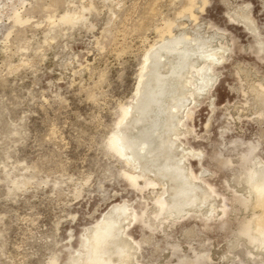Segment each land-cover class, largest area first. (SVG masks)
Listing matches in <instances>:
<instances>
[{
  "label": "rangeland",
  "instance_id": "obj_1",
  "mask_svg": "<svg viewBox=\"0 0 264 264\" xmlns=\"http://www.w3.org/2000/svg\"><path fill=\"white\" fill-rule=\"evenodd\" d=\"M263 200L264 0H0V264H264Z\"/></svg>",
  "mask_w": 264,
  "mask_h": 264
},
{
  "label": "bare ground",
  "instance_id": "obj_2",
  "mask_svg": "<svg viewBox=\"0 0 264 264\" xmlns=\"http://www.w3.org/2000/svg\"><path fill=\"white\" fill-rule=\"evenodd\" d=\"M170 45H171V47H169ZM170 49L173 50L174 53H176L178 60L179 59L182 60L179 63H182L183 61H188L189 53L184 52V51H178L181 49L174 48V44L172 45V43H171V44L166 45V46L164 44L161 45L158 48V50L153 52L154 55H152V56L147 55L146 56V62L150 61V63H149V66L147 67L148 69L145 66L143 68V71L140 75L141 80H140V83L138 85L137 92H136L137 96L140 98L142 93H146L148 90H150L149 92H151V94L148 97L149 100L151 99L150 106H156V109H151V113L155 110L154 111V112H156L155 114H158L159 116L161 115V112L163 110L162 100L164 97L165 87H164L162 81L159 80V79H162L163 77L159 76V72H157V70L160 68L161 59L163 58L162 55L160 54L161 50H170ZM203 56L205 57V63H204L203 68H202V72L204 73V76L201 78V80H203L205 82V83L204 82L202 83V88L205 91H207L208 81L210 80V79H208L209 72H210L208 65L211 62H213L214 55L212 53H209V54H205ZM168 57H169V55H168ZM167 63H170V62H167ZM166 65H168V64H166ZM190 68H194V66H190ZM146 69H147V73L144 74ZM144 77H145V79H144ZM144 84H146V85H144ZM192 95L193 94L191 93L190 96H192ZM172 96H173V94H172ZM181 98L172 97V103L166 109L168 116L171 117L172 119L177 118V113L179 112V110L182 107ZM136 105H137V103H136ZM148 109H149V107H148ZM142 113H143L142 111L139 112L140 115H142ZM142 118L143 117L137 118L136 122H139L140 120H142ZM133 144H134L133 142H129L125 146L120 145V148L121 149H124V148L131 149ZM144 146L145 145L143 144L142 150H144ZM185 194H186L185 191H181V190L178 191L177 201L184 198ZM262 204H263L262 206H264V200L262 201ZM124 211H125L124 207L116 206V207H113L110 211H108V213L106 215H104L103 218H104V220L110 219L113 214H118V213L122 214ZM116 223L112 220H109V222L105 225L103 230L99 228L97 230V232L94 234V236H93V238H94L93 252H94L95 257L93 260H91V261H93L91 264H104V261H106L101 257V255H100L101 252L99 249H100V247L106 245L107 243L109 244L111 241H113V236H114L113 231H114V227L116 226L115 225ZM259 226L264 229V219L261 220Z\"/></svg>",
  "mask_w": 264,
  "mask_h": 264
}]
</instances>
